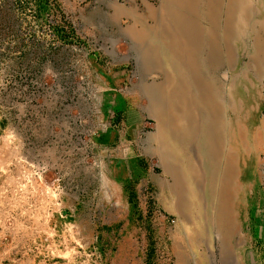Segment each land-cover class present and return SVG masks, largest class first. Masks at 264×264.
Listing matches in <instances>:
<instances>
[{
    "label": "rangeland",
    "instance_id": "1",
    "mask_svg": "<svg viewBox=\"0 0 264 264\" xmlns=\"http://www.w3.org/2000/svg\"><path fill=\"white\" fill-rule=\"evenodd\" d=\"M109 71L112 112H140L169 140L171 172L150 167L180 186L185 217L136 177L118 212L99 215L116 223L79 213L78 226L67 192L47 210L0 178V264H264V0H0V142L15 97L42 93L43 78L90 93Z\"/></svg>",
    "mask_w": 264,
    "mask_h": 264
},
{
    "label": "crops",
    "instance_id": "2",
    "mask_svg": "<svg viewBox=\"0 0 264 264\" xmlns=\"http://www.w3.org/2000/svg\"><path fill=\"white\" fill-rule=\"evenodd\" d=\"M36 58L47 61L49 55L41 54ZM96 79L102 87L86 93L79 81L73 82L74 87L70 90L68 78H43V82L35 87L42 93L36 92L29 98L15 97L12 119L3 117L2 136L11 134L17 153L47 164L52 172L57 171L63 176V191L68 196V204L63 210L69 216L75 215L78 226L83 225L79 222V213H88V224L112 226V222L116 223L117 218L113 220L112 215L109 219L99 215L102 211L118 212L117 202L123 203L126 188L136 177L140 183L144 179L142 184L152 186L157 204L167 215L172 212L176 218L182 217L184 202L180 186L177 187L175 182L173 187L168 182L163 183L165 178L155 177L150 167H155L159 173L171 172L165 167V157L170 156V149L167 151L164 146L170 144L169 140L166 139L168 142L164 145V140L160 143L153 137L140 112L134 113L127 108L120 114L112 112V72ZM164 128L172 133L168 139L175 141L176 130L172 125ZM156 146L158 149L154 153ZM152 159L156 166L150 163ZM143 197L141 207L146 203V214L150 199ZM139 223L146 229L154 224L147 216ZM184 223L186 228L192 227V222ZM179 224L176 220V227H181ZM186 237L190 244L195 243V238Z\"/></svg>",
    "mask_w": 264,
    "mask_h": 264
},
{
    "label": "built area",
    "instance_id": "3",
    "mask_svg": "<svg viewBox=\"0 0 264 264\" xmlns=\"http://www.w3.org/2000/svg\"><path fill=\"white\" fill-rule=\"evenodd\" d=\"M8 138L9 141L0 142V178L9 185L2 186L4 193L7 188L14 195H20L22 191L31 195L39 194L46 197L47 210L58 206L57 197L64 193L63 176L57 171L52 172L49 165L17 153V148L12 145L11 134H8ZM7 151L12 153V157L4 156Z\"/></svg>",
    "mask_w": 264,
    "mask_h": 264
},
{
    "label": "bare ground",
    "instance_id": "4",
    "mask_svg": "<svg viewBox=\"0 0 264 264\" xmlns=\"http://www.w3.org/2000/svg\"><path fill=\"white\" fill-rule=\"evenodd\" d=\"M239 1V3H242V0H238ZM235 2H236V0H235ZM237 20V19H236ZM197 55V54H196Z\"/></svg>",
    "mask_w": 264,
    "mask_h": 264
}]
</instances>
